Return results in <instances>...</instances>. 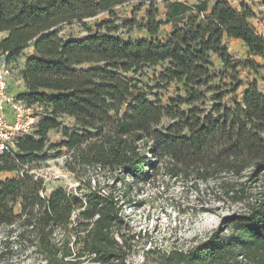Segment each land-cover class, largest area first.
Masks as SVG:
<instances>
[{
  "label": "trees",
  "instance_id": "16d2710c",
  "mask_svg": "<svg viewBox=\"0 0 264 264\" xmlns=\"http://www.w3.org/2000/svg\"><path fill=\"white\" fill-rule=\"evenodd\" d=\"M245 1L264 6V0H244L239 9L226 0H0L1 54L9 52L11 61L33 47L17 98L47 107L12 154L0 153V172L20 174L0 181V259L17 242L47 264H132V240L140 234H128L122 202L132 186L159 173L190 181L196 192L199 182L213 181L232 200L251 194L252 184L258 193L205 240L162 252L161 264H264V91L242 76L264 66L237 59L227 46L239 40L250 56L264 59V37L250 25L255 12ZM129 3L148 5L145 16L113 13ZM99 13L110 19L82 38L59 35L61 25ZM119 29L126 39L115 34ZM172 84H182L181 94L165 105L157 92ZM60 115L73 119L72 131ZM52 130L60 142L50 143ZM59 148L77 185L45 193L44 178L24 166Z\"/></svg>",
  "mask_w": 264,
  "mask_h": 264
},
{
  "label": "rangeland",
  "instance_id": "374dc122",
  "mask_svg": "<svg viewBox=\"0 0 264 264\" xmlns=\"http://www.w3.org/2000/svg\"><path fill=\"white\" fill-rule=\"evenodd\" d=\"M186 2H194L195 0H179ZM233 8L239 9L240 4L244 0H226ZM247 2L255 12V17L249 19V23L264 37V6L258 2ZM138 6V3H129L119 5L113 8V13L119 18H131L133 16L140 19L145 16L148 5ZM156 8L163 11V4L158 3ZM104 19H110L108 13H99L98 15L85 19L83 23L76 22L65 23L61 25L59 35L64 38L79 39L88 33V30H94V23ZM118 22V21H117ZM116 35L126 39L127 34L118 30ZM137 34H134V36ZM6 36V32H0V39ZM143 36V34H138ZM229 52L241 61L254 60L256 63L264 66V59L252 57L241 41L230 39L227 42ZM1 54V52H0ZM33 54L32 45L24 48L18 56L11 59L13 65V73L11 77L12 86H18L20 91L25 89L19 81V72L23 68L27 57ZM89 65H82L79 68H86ZM147 75L151 74L150 70H144ZM243 77L248 80L256 79L262 91H264V69L254 73L244 70ZM147 80V76L143 78ZM152 84V82H149ZM182 84L170 85L158 93V99L167 104L168 99L181 94L176 89L181 88ZM22 87V88H21ZM242 87L237 90L240 94ZM156 93V91H153ZM150 100L155 98L148 95ZM207 105H209L207 103ZM184 107V106H182ZM47 107L44 105L32 106V111L38 116L45 114ZM38 119V118H37ZM62 126L67 127L70 131L75 128L74 121L70 117L60 115L57 117ZM167 119H163L162 123H167ZM50 143H58L63 137L61 133L52 130L48 133ZM59 151V154H56ZM49 157L46 160L34 162L24 166L29 168L30 172L41 176L45 180V193H50L58 186L66 187L74 190L77 181L73 176L64 170L63 161L66 156L65 148H59L49 151ZM20 175L18 172H0V181L15 178ZM226 178H230L227 176ZM239 181H243L240 178ZM117 185H120L119 183ZM252 184V190L249 195H243L237 200L225 197L215 186L213 181L206 183H198V192L195 186L190 182L181 180L166 179L158 173L157 180L148 183H140L134 185L128 192L127 200L122 202V212L125 220L130 226L128 234L139 233L138 237L132 240V252L128 257V261L132 264H161L160 254L169 252L170 250H187L197 243L205 240L211 231L221 224V220L233 214L244 212L248 205L258 197L257 188ZM126 186L122 191H126ZM205 207L207 211L202 210ZM19 206L16 207L18 210ZM229 228L224 230L228 233ZM4 233L0 227V237ZM12 254L8 257L0 259V264H47L33 254H27L22 248H16L17 242L12 243ZM0 244V251H1ZM3 251V250H2ZM152 251V252H150Z\"/></svg>",
  "mask_w": 264,
  "mask_h": 264
},
{
  "label": "built area",
  "instance_id": "2783aa9c",
  "mask_svg": "<svg viewBox=\"0 0 264 264\" xmlns=\"http://www.w3.org/2000/svg\"><path fill=\"white\" fill-rule=\"evenodd\" d=\"M8 56L0 54V153L12 154L16 139L30 133L38 117L32 106L17 98L18 92L11 90L13 65Z\"/></svg>",
  "mask_w": 264,
  "mask_h": 264
},
{
  "label": "crops",
  "instance_id": "0c3cea01",
  "mask_svg": "<svg viewBox=\"0 0 264 264\" xmlns=\"http://www.w3.org/2000/svg\"><path fill=\"white\" fill-rule=\"evenodd\" d=\"M236 40V39H235ZM19 82H21V84H22V80H21V78H19V81L18 82H16V83H19ZM23 87V86H22ZM21 87V88H22ZM11 90L14 92V91H16V92H22V91H20L19 89H18V86H15V87H13V86H11ZM24 88V87H23Z\"/></svg>",
  "mask_w": 264,
  "mask_h": 264
},
{
  "label": "water",
  "instance_id": "95a60500",
  "mask_svg": "<svg viewBox=\"0 0 264 264\" xmlns=\"http://www.w3.org/2000/svg\"><path fill=\"white\" fill-rule=\"evenodd\" d=\"M48 32H49V31H45V32L41 33V34L38 36V38H40V37H42V36H45L46 34H48ZM7 54H9V52H7Z\"/></svg>",
  "mask_w": 264,
  "mask_h": 264
}]
</instances>
